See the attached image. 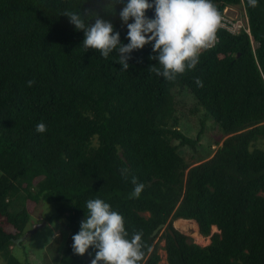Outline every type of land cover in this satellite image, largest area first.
Returning a JSON list of instances; mask_svg holds the SVG:
<instances>
[{
    "label": "trees",
    "instance_id": "16d2710c",
    "mask_svg": "<svg viewBox=\"0 0 264 264\" xmlns=\"http://www.w3.org/2000/svg\"><path fill=\"white\" fill-rule=\"evenodd\" d=\"M212 2L221 16L244 6L251 36L218 29L197 68L168 82L148 70L158 64L149 59L153 44L132 52L123 71L115 53L85 50L84 32L62 16L99 13L127 44L119 16L127 0H0L1 264H23L13 246L42 201L69 221L61 264H87L72 237L95 198L125 217L130 234L143 230L152 250L140 264H160L152 234L161 224L168 264H264V0L256 8L247 0ZM146 15L154 18V10ZM181 87L225 136L213 157L193 166L173 142L196 150L205 124L197 139L180 130L173 92ZM132 176L146 185L139 199H128ZM178 220L195 221L210 244L189 242L174 227ZM95 253L88 250L91 261Z\"/></svg>",
    "mask_w": 264,
    "mask_h": 264
},
{
    "label": "clouds",
    "instance_id": "9594fccd",
    "mask_svg": "<svg viewBox=\"0 0 264 264\" xmlns=\"http://www.w3.org/2000/svg\"><path fill=\"white\" fill-rule=\"evenodd\" d=\"M123 2L115 0V3ZM115 3L106 6L105 11L108 12L110 7L115 8ZM247 3L252 8L258 6V0H247ZM149 10H154V18L146 15ZM62 16L68 17L77 31L84 32L81 46L85 50L99 51L104 58L115 53L123 71L129 69L128 60L132 52L153 44L155 55L149 59L158 61V64L151 65L148 70L168 82H175L179 76L197 68L202 51L217 39L222 20L212 0H127L119 12L128 30L129 43L124 44L114 25L102 19L99 13L85 17L82 13L65 11ZM93 20L94 23L91 22ZM130 20L134 22L129 23ZM195 82L203 87L199 78ZM35 83V80H30L27 86L32 87ZM36 131L45 133L46 124L38 123ZM120 171L127 180L128 169ZM131 183L134 189L128 199H139L146 185L135 176L131 177ZM86 209L80 230L72 237L74 254L84 256L90 248H95V258L91 264H140L146 252H151V247L143 239V230H133L130 234L125 217L103 199H89ZM58 237L59 233H56L53 239Z\"/></svg>",
    "mask_w": 264,
    "mask_h": 264
},
{
    "label": "rangeland",
    "instance_id": "374dc122",
    "mask_svg": "<svg viewBox=\"0 0 264 264\" xmlns=\"http://www.w3.org/2000/svg\"><path fill=\"white\" fill-rule=\"evenodd\" d=\"M244 8V6L229 7L224 10V15L231 19H242L245 15ZM173 94L177 116L180 118V130L186 136L197 139L202 130V124H205L204 133L196 150H193L189 146H180L178 141L173 142L179 146V153L182 157H184L189 165L193 166L198 162L206 161L213 157L224 142L225 136L216 122L198 106L197 100L189 89L184 87L176 88ZM34 206L35 211L31 216L27 232L34 231L35 229L36 231L28 239L14 244L13 254L23 264H61L68 249V239L71 236L69 221L66 217L62 219L55 218L57 215L56 207L49 202L42 201ZM176 222L174 223V227L186 235L189 238V242L201 246L210 244V237L205 238L200 235L195 221L183 222L179 226ZM216 229V227L213 228V233L218 232ZM9 231L13 232L12 230ZM164 231L156 236V243L158 242L159 245L158 253L161 256L160 264H168L167 254L164 250L165 241L161 240ZM56 233H59V237L53 239ZM50 240L52 241L50 242ZM85 261L87 264H91L90 256L87 253L85 254Z\"/></svg>",
    "mask_w": 264,
    "mask_h": 264
},
{
    "label": "built area",
    "instance_id": "2783aa9c",
    "mask_svg": "<svg viewBox=\"0 0 264 264\" xmlns=\"http://www.w3.org/2000/svg\"><path fill=\"white\" fill-rule=\"evenodd\" d=\"M221 17L222 20L218 29H224L233 35H239L240 33L245 32L251 36V27L246 10H245V15L242 19H231L230 17H227L224 14ZM216 42L217 39L210 47H213L216 44Z\"/></svg>",
    "mask_w": 264,
    "mask_h": 264
},
{
    "label": "water",
    "instance_id": "95a60500",
    "mask_svg": "<svg viewBox=\"0 0 264 264\" xmlns=\"http://www.w3.org/2000/svg\"><path fill=\"white\" fill-rule=\"evenodd\" d=\"M167 228V225L165 224H161L157 227V229L153 232L152 237H156L157 235H159V233H161L162 231H164ZM36 229L34 231H28L27 233H25V235L23 237L20 238L19 241H23L26 240L30 237V235L35 232Z\"/></svg>",
    "mask_w": 264,
    "mask_h": 264
},
{
    "label": "bare ground",
    "instance_id": "6f19581e",
    "mask_svg": "<svg viewBox=\"0 0 264 264\" xmlns=\"http://www.w3.org/2000/svg\"><path fill=\"white\" fill-rule=\"evenodd\" d=\"M183 222H186V223H188V222H191V221H189V220H178L177 222H176V224L179 226V224H181V223H183ZM177 226V227H178ZM182 228H183V225H182ZM217 230V229H216Z\"/></svg>",
    "mask_w": 264,
    "mask_h": 264
}]
</instances>
